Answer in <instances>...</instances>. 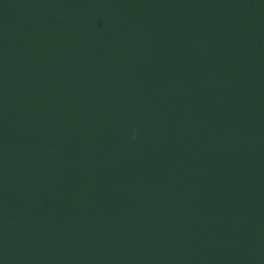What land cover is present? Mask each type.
Returning <instances> with one entry per match:
<instances>
[{
	"label": "water",
	"instance_id": "95a60500",
	"mask_svg": "<svg viewBox=\"0 0 264 264\" xmlns=\"http://www.w3.org/2000/svg\"><path fill=\"white\" fill-rule=\"evenodd\" d=\"M0 264H264V99L194 0H0Z\"/></svg>",
	"mask_w": 264,
	"mask_h": 264
}]
</instances>
